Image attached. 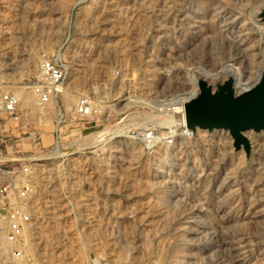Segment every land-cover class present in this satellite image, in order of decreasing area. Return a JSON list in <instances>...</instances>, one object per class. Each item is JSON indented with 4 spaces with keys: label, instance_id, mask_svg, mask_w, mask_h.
Wrapping results in <instances>:
<instances>
[{
    "label": "rangeland",
    "instance_id": "obj_1",
    "mask_svg": "<svg viewBox=\"0 0 264 264\" xmlns=\"http://www.w3.org/2000/svg\"><path fill=\"white\" fill-rule=\"evenodd\" d=\"M263 14L264 0H0V93L18 99L0 109V166L28 167L33 188L19 259L0 212V264H264V130L243 133L247 154L178 121L199 81L263 71ZM43 62L63 83L40 106Z\"/></svg>",
    "mask_w": 264,
    "mask_h": 264
},
{
    "label": "built area",
    "instance_id": "obj_2",
    "mask_svg": "<svg viewBox=\"0 0 264 264\" xmlns=\"http://www.w3.org/2000/svg\"><path fill=\"white\" fill-rule=\"evenodd\" d=\"M39 74V81L32 87V93L37 97V103L44 106L53 95L61 94L63 77L61 71L50 62L41 64ZM17 105L18 99L15 95L0 93V109L4 113L13 114ZM75 112L81 117L90 115L87 100L81 99L75 106ZM149 138L147 135L146 139ZM32 190L28 167L0 166V212L5 219L3 238L10 256L14 259L21 258L25 235L30 229Z\"/></svg>",
    "mask_w": 264,
    "mask_h": 264
},
{
    "label": "water",
    "instance_id": "obj_3",
    "mask_svg": "<svg viewBox=\"0 0 264 264\" xmlns=\"http://www.w3.org/2000/svg\"><path fill=\"white\" fill-rule=\"evenodd\" d=\"M264 21V14H263ZM198 94L184 105L186 126L192 132H228L235 148L249 153L244 132L264 130V69L259 81L250 89L236 93L233 79L214 91L208 83L198 82Z\"/></svg>",
    "mask_w": 264,
    "mask_h": 264
},
{
    "label": "bare ground",
    "instance_id": "obj_4",
    "mask_svg": "<svg viewBox=\"0 0 264 264\" xmlns=\"http://www.w3.org/2000/svg\"><path fill=\"white\" fill-rule=\"evenodd\" d=\"M261 73H259L257 75V77L255 78V80L249 85L239 84V76H236L235 74H237V73H235L234 74L235 75L234 76V80H233V89H234V91L236 93H240V92H243V91H245L247 89H250L251 87H253L259 81ZM198 91H199L198 89H194L193 92L191 94H189V96L187 98H189V99L193 98L194 96H196L198 94ZM184 105H185L184 103L181 104L180 108L178 109L179 110L178 111L179 112L178 121H179L180 126L183 129H186L188 131L190 129H188V127L186 126V120H185V115H184Z\"/></svg>",
    "mask_w": 264,
    "mask_h": 264
}]
</instances>
